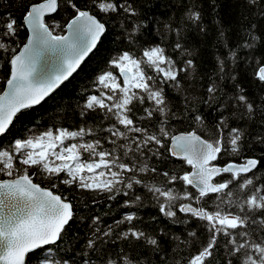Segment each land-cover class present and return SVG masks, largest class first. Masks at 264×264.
Masks as SVG:
<instances>
[{
	"label": "snow or ice",
	"instance_id": "6c2138e0",
	"mask_svg": "<svg viewBox=\"0 0 264 264\" xmlns=\"http://www.w3.org/2000/svg\"><path fill=\"white\" fill-rule=\"evenodd\" d=\"M0 264H264V0H0Z\"/></svg>",
	"mask_w": 264,
	"mask_h": 264
},
{
	"label": "trees",
	"instance_id": "16d2710c",
	"mask_svg": "<svg viewBox=\"0 0 264 264\" xmlns=\"http://www.w3.org/2000/svg\"><path fill=\"white\" fill-rule=\"evenodd\" d=\"M80 82H81V81L79 80V78H77V80H75V81L73 82V85L78 84V83H80ZM73 85H68L67 88L62 89L60 95L63 96L65 92H71V91H74L75 89H74ZM66 98H67V97H65V99H66ZM18 127H19V124H18Z\"/></svg>",
	"mask_w": 264,
	"mask_h": 264
}]
</instances>
